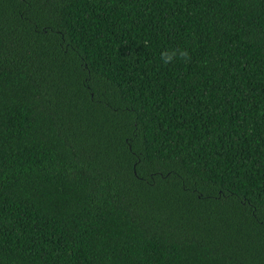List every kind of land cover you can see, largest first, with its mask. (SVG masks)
Masks as SVG:
<instances>
[{
  "label": "trees",
  "instance_id": "trees-1",
  "mask_svg": "<svg viewBox=\"0 0 264 264\" xmlns=\"http://www.w3.org/2000/svg\"><path fill=\"white\" fill-rule=\"evenodd\" d=\"M0 264H264V0H0Z\"/></svg>",
  "mask_w": 264,
  "mask_h": 264
},
{
  "label": "clouds",
  "instance_id": "clouds-1",
  "mask_svg": "<svg viewBox=\"0 0 264 264\" xmlns=\"http://www.w3.org/2000/svg\"><path fill=\"white\" fill-rule=\"evenodd\" d=\"M177 54L183 60H190V55L186 49L184 50H172L166 51L161 54V60L164 64L172 63L176 58Z\"/></svg>",
  "mask_w": 264,
  "mask_h": 264
}]
</instances>
